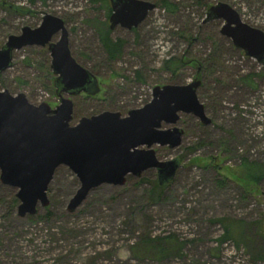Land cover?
<instances>
[{"label": "rangeland", "instance_id": "1", "mask_svg": "<svg viewBox=\"0 0 264 264\" xmlns=\"http://www.w3.org/2000/svg\"><path fill=\"white\" fill-rule=\"evenodd\" d=\"M6 1L34 12L0 5V48L50 13L65 20L73 55L97 75L98 92L71 96L72 124L106 110L126 115L150 101L155 86L187 84L196 76L212 122L181 113L182 144L154 145L159 159L180 160L169 183L157 184L156 169H148L128 175L123 185L94 188L75 211L68 204L80 180L67 166L50 183V204H39L34 215L20 216L18 188L0 182V264H264V177L258 184L246 177L264 171V63L221 34L222 19L205 22L210 6L227 2L264 30V0H169L172 11L163 0H149L157 6L139 26L111 29V37L122 40L115 58L102 39L110 0ZM54 78L47 46H25L0 74V90L54 107ZM221 219L236 226L235 238L221 239ZM168 236L170 254L159 257L155 246Z\"/></svg>", "mask_w": 264, "mask_h": 264}, {"label": "water", "instance_id": "2", "mask_svg": "<svg viewBox=\"0 0 264 264\" xmlns=\"http://www.w3.org/2000/svg\"><path fill=\"white\" fill-rule=\"evenodd\" d=\"M8 3L0 5L8 4L23 14L34 12ZM110 3L111 29L137 27L157 6L149 0ZM213 19L224 21L222 35L264 63L263 29L243 21L227 2L210 6L205 22ZM57 34L59 38L53 40ZM33 45L47 46L50 51L59 103L54 107L45 101L34 104L24 92L0 90V182L18 188L20 216L34 215L39 204H50L48 189L60 166L69 167L80 180L69 211L80 207L94 188L105 183L123 185L128 175L140 177L148 169H156L159 184L165 185L176 175L180 160L159 159L154 145L173 149L182 144L181 113L193 114L206 125L212 122L198 96L202 81L196 77L187 84L155 86L151 100L126 115L106 110L72 124L75 105L71 96L98 92L99 79L73 55L65 20L50 13L44 14L38 26L26 25L19 34L8 36L0 48V74L13 66L16 50ZM164 124L171 127L164 128Z\"/></svg>", "mask_w": 264, "mask_h": 264}, {"label": "trees", "instance_id": "3", "mask_svg": "<svg viewBox=\"0 0 264 264\" xmlns=\"http://www.w3.org/2000/svg\"><path fill=\"white\" fill-rule=\"evenodd\" d=\"M31 1H34V0H31ZM3 2H10V1H6V0H0V3H3ZM12 3V2H10ZM9 4V3H8ZM8 4H1V6L3 7H7L11 10H14L15 12H19L21 13L19 10H17L16 8H13L11 6H8ZM163 5L169 10V11H172V9L174 8L175 4L174 3H171L169 0H163ZM22 8V7H21ZM106 25V24H105ZM105 29L102 30V39L104 41V45L109 53V56L110 58H115L118 54H120L121 52V43H122V40H114L112 37H111V28H110V25L109 27H104ZM183 59V58H182ZM184 63V62H183ZM193 63V61H192ZM199 76V75H198ZM197 77V76H196ZM199 79V78H198ZM87 94V93H86ZM87 95H90V94H87ZM74 113H75V110H74ZM246 177L249 179V183L251 184H258L264 177V171L261 170V171H254V170H251L248 172V175H246ZM157 184H159V182L157 181ZM160 185V184H159ZM163 187V186H162ZM165 187V186H164ZM15 202L17 201L16 199H14ZM222 221H224V226H225V234L222 236L221 239H231V238H235V236L238 234V233H235L237 232L235 230L236 226L233 227V225L230 226V224H227L225 222V219H221ZM232 228H234V231L232 230ZM159 243L160 244H157L155 247L157 248V253L160 254L159 257H166L168 254H170V250L171 248L169 249V245H172V243H174V240L172 238H170L169 236L168 237H165L161 240H159ZM154 247V246H153Z\"/></svg>", "mask_w": 264, "mask_h": 264}, {"label": "flooded vegetation", "instance_id": "4", "mask_svg": "<svg viewBox=\"0 0 264 264\" xmlns=\"http://www.w3.org/2000/svg\"><path fill=\"white\" fill-rule=\"evenodd\" d=\"M48 48V47H47Z\"/></svg>", "mask_w": 264, "mask_h": 264}]
</instances>
